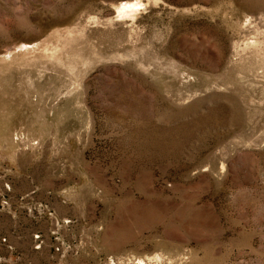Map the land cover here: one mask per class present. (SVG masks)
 <instances>
[{
    "label": "rangeland",
    "instance_id": "374dc122",
    "mask_svg": "<svg viewBox=\"0 0 264 264\" xmlns=\"http://www.w3.org/2000/svg\"><path fill=\"white\" fill-rule=\"evenodd\" d=\"M8 245L0 264H264V0H0Z\"/></svg>",
    "mask_w": 264,
    "mask_h": 264
},
{
    "label": "bare ground",
    "instance_id": "6f19581e",
    "mask_svg": "<svg viewBox=\"0 0 264 264\" xmlns=\"http://www.w3.org/2000/svg\"><path fill=\"white\" fill-rule=\"evenodd\" d=\"M146 6L147 4L143 3L142 1L126 3L119 8V15L134 17L137 16L140 13V11H142V9ZM145 263L146 262L143 260H139L137 262V264H145Z\"/></svg>",
    "mask_w": 264,
    "mask_h": 264
},
{
    "label": "crops",
    "instance_id": "0c3cea01",
    "mask_svg": "<svg viewBox=\"0 0 264 264\" xmlns=\"http://www.w3.org/2000/svg\"><path fill=\"white\" fill-rule=\"evenodd\" d=\"M8 248H10V245H8L7 248H0V250H9Z\"/></svg>",
    "mask_w": 264,
    "mask_h": 264
}]
</instances>
